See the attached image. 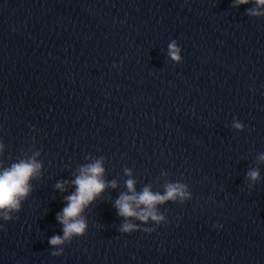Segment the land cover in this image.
Instances as JSON below:
<instances>
[{
	"label": "water",
	"instance_id": "water-1",
	"mask_svg": "<svg viewBox=\"0 0 264 264\" xmlns=\"http://www.w3.org/2000/svg\"><path fill=\"white\" fill-rule=\"evenodd\" d=\"M234 3L0 0V173L42 164L0 218V264H264V17ZM101 158L117 187L82 213L83 237L53 248L78 169ZM128 179L190 199L157 205L159 227L130 221L151 234H123Z\"/></svg>",
	"mask_w": 264,
	"mask_h": 264
},
{
	"label": "clouds",
	"instance_id": "clouds-1",
	"mask_svg": "<svg viewBox=\"0 0 264 264\" xmlns=\"http://www.w3.org/2000/svg\"><path fill=\"white\" fill-rule=\"evenodd\" d=\"M250 3L254 4L255 7L249 8L246 15L254 18L264 17V0H235L232 6L240 7ZM179 53L180 49L175 41L169 44V56L172 61L181 62ZM233 128L243 130L244 125L238 120H234ZM2 149L3 145L0 144V152H2ZM35 155L38 156L39 153ZM258 159L264 162V155H261ZM41 168L42 164L33 157L30 160H21L0 173V213H2L0 218L11 221L13 217L10 213H18L21 210V201L27 198L31 191L30 181L39 175ZM78 172L79 174L72 181L75 192L65 197L66 206L56 216V220L63 226V236L56 235L49 240V244L53 248L63 245L65 242L70 243L73 237H83L86 234L88 225L82 213L101 196L107 187L113 189L117 187L115 181L106 182L103 179L105 173L103 158L80 167ZM125 174L130 176V170L125 169ZM247 178L254 184L259 180V171L255 169L249 171ZM65 183L67 182L57 183L56 189L64 192ZM125 183L128 193L131 194H121L114 205L117 214L125 221L119 229L123 234H131L137 231L151 234L156 228L140 229L130 221L135 219L145 224L152 221L159 227L162 223H166V220L164 215L157 211V205H163L168 201L175 202L177 198H180L181 201L190 199L186 186L181 183L166 184L163 195L153 193L150 187H145L142 192L136 193L134 180L128 179ZM52 255H62V249L53 252Z\"/></svg>",
	"mask_w": 264,
	"mask_h": 264
}]
</instances>
